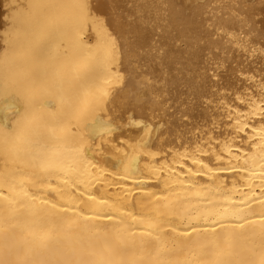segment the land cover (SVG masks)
Segmentation results:
<instances>
[{
	"label": "bare ground",
	"instance_id": "obj_1",
	"mask_svg": "<svg viewBox=\"0 0 264 264\" xmlns=\"http://www.w3.org/2000/svg\"><path fill=\"white\" fill-rule=\"evenodd\" d=\"M205 9L225 17L220 53L196 33ZM130 23L146 27L143 51L123 37ZM229 28L254 55L230 47ZM262 39L264 0H0V264H264V196L251 194L249 171L219 173L221 192L189 172L197 146L212 152L217 140L238 166L257 152ZM225 50L221 97L211 80L200 87L197 66ZM129 110L163 117L165 139L129 128ZM102 122L120 128L102 133Z\"/></svg>",
	"mask_w": 264,
	"mask_h": 264
},
{
	"label": "snow or ice",
	"instance_id": "obj_2",
	"mask_svg": "<svg viewBox=\"0 0 264 264\" xmlns=\"http://www.w3.org/2000/svg\"><path fill=\"white\" fill-rule=\"evenodd\" d=\"M143 7V6H141ZM146 17V14H144ZM136 15L133 16V21L137 20ZM225 17L222 13L217 14L216 12H209L205 9L204 13L200 16V23L197 25L196 33L200 39H203L205 35H210V39L216 44V46L211 49L213 53H220L221 47L218 41L222 40V34L225 32L224 27H220L219 25L223 23ZM160 28L161 33H156V29ZM146 30L145 28H141L140 24L138 23H130L126 31L123 32V37L126 40V43L129 49H136L138 51H143L145 48L143 41L142 33ZM152 31L156 35V42L160 43L161 49L164 48V43L160 41V36L162 35L163 31H165L164 26L159 24L152 25ZM228 36L230 38V47L233 49L244 53L245 55L252 53L255 54V49L251 47L250 37L243 36L241 39H237L235 31L231 28L228 29ZM244 37H248L246 40ZM260 47L264 50V39L260 41ZM227 51H224V56L220 58H216L215 56H209L208 53H205L201 58L197 66V72H202L204 74V79L201 81L200 87H203L208 80L212 81V86L209 87V91L216 95L217 93L220 94L221 97H226L230 89L226 87L220 86V81L223 79L222 73L227 70ZM191 71V70H189ZM238 77H243L244 73L242 70L237 72ZM204 101L208 104L212 102V96L205 95ZM223 102V101H221ZM241 103L243 101L241 100ZM162 107V106H161ZM171 107V105H168ZM165 114L171 115L168 113L167 108H163ZM130 113V115H129ZM241 116L245 115L244 113L240 114ZM153 116H156V111L153 110ZM190 117L188 115H183L182 120L187 122L189 121ZM147 121V122H145ZM128 127L130 128L132 124H136L137 129L143 126L145 135H150L152 132H156L159 139L164 140L165 137L163 135V129L165 126V121L163 117L159 119H152L146 120L144 117H137L134 111H128V119L126 121ZM235 131L237 134L244 133L247 127V124L242 122L239 117L236 118ZM120 128V125H114L112 122H102L100 126V132L107 133L111 135L114 131ZM159 129V131H157ZM253 131H256L255 129ZM260 132V143L257 145V152L246 154L247 159H244L243 165H237L232 163L233 160L239 161L243 159L242 157L234 155L233 147L231 143L228 142H221L219 140L216 141V148L212 152H207L202 150L199 146L196 148V155L191 157V161L193 165H198V168L195 172L192 169H189V172L195 175H208L209 178L213 181L212 184L208 185L209 191H227V186L225 184L224 178L219 175L221 172L225 171H238L240 169H246L249 171L248 177V187L252 189V195L255 196L256 193L254 191L255 187H259L261 192L260 195L264 196V124H261ZM235 140V137L232 138ZM141 146H143V140L141 141ZM179 155L180 159H185V154H177ZM201 155H212L214 157V161L218 162L226 160V167H212L208 163H205L203 160L200 159ZM138 164L137 157L135 155L131 156L128 159L127 164L125 165V171L128 170H135ZM259 180V184H255V180ZM227 211V209H225Z\"/></svg>",
	"mask_w": 264,
	"mask_h": 264
}]
</instances>
